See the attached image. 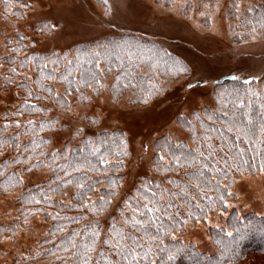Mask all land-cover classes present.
<instances>
[{
	"label": "trees",
	"instance_id": "16d2710c",
	"mask_svg": "<svg viewBox=\"0 0 264 264\" xmlns=\"http://www.w3.org/2000/svg\"><path fill=\"white\" fill-rule=\"evenodd\" d=\"M153 1L166 5L172 0ZM236 1L232 0L229 7L233 16ZM21 4L14 0H0L2 20L21 17ZM240 25L244 30L240 40L263 38V7L247 11L240 19ZM51 30V26L46 23L37 24L34 28L37 33H49ZM9 44L12 45V50L3 59L6 70L0 76V89L12 86L20 94L17 95L18 103L13 112L0 116V154L5 148H10L13 155L12 158L0 155V194L18 189L21 186V176L25 173L43 170L49 177L42 183L23 190L17 199L18 216L13 223L0 226V237L14 235L23 221L40 215L50 226L28 259H47L52 264H79L75 253L82 250L84 243H91V232L96 227L94 222L99 221L98 230L101 235L96 251L92 253V264H106L100 253H112L111 245L104 243V240L120 229L125 200L115 216L108 219L106 226L99 220L104 212L97 213L92 204L99 207L102 204L101 197L111 201L113 198L109 193L113 185L118 189L123 177V162L128 157L125 136L116 130L100 132L84 136L75 143L68 141L60 149H48L49 135L56 128V118L51 116V112H65L70 106L71 97V104H86L89 95H97L100 90L109 92L112 101H118L125 93H130V105L143 107L158 98L163 85L187 74V65L164 45L129 33L80 43L62 52L31 51V44L21 36ZM97 62L99 69L96 67ZM180 66L187 71H179ZM89 72L99 73L97 78L102 77V86L96 85L86 75ZM65 76L67 79H64ZM69 81L72 83L69 84ZM89 84L93 87H89ZM212 98V107H205L192 112L187 118L178 119V126L188 135L189 143L174 141L167 134L154 143L151 170L155 177L140 180L126 199L139 195L141 185L149 182L154 191L157 185L175 187L169 185L168 181L183 177V169L158 172L155 166L157 162H167L172 153L180 155L181 151H187V148L181 149L177 145L192 146V125H195L197 135L202 128H219L223 121V111H228L230 117L235 113L237 120L243 119L245 123L251 120L249 127L255 132V137L251 144L247 138L242 137L239 145L243 155L235 160L230 159L227 165H218L220 171L209 174L214 175L215 180L209 185L211 190H206L207 196H201L191 206L181 209V215L175 219V230L163 237V245L167 250L157 251L152 257L157 264H264V218L255 214L240 216L236 210H231L222 227L209 231L210 242L215 249L212 254L202 253L195 245L185 244L172 237L175 232L181 233L186 225L224 210L225 203L232 199L229 193L232 179L240 174H255L264 164V135L260 133V118L264 114V109L261 108L264 104V78L224 77L214 83ZM244 113L248 115L244 116ZM213 114L220 117L215 124L207 119ZM187 121H191V124ZM214 142L219 143L218 140ZM65 156L67 160L64 159ZM161 156L165 157L164 161H160ZM101 159L109 163L102 164ZM69 163L82 165V170L74 171L73 167L68 166ZM233 163L236 167H229ZM92 165L95 167H91ZM66 172L71 175H66ZM77 177L92 186L91 191L85 190L89 201L86 207L80 204L81 197L77 194L75 183ZM68 180L73 182L65 183ZM65 193L69 196L68 202L63 201ZM57 195L59 199L55 198ZM197 203L199 208L196 207ZM109 204L105 205L106 209ZM128 214L125 210V215ZM72 243L77 247L73 248ZM169 255L173 256L171 260L168 259Z\"/></svg>",
	"mask_w": 264,
	"mask_h": 264
},
{
	"label": "rangeland",
	"instance_id": "374dc122",
	"mask_svg": "<svg viewBox=\"0 0 264 264\" xmlns=\"http://www.w3.org/2000/svg\"><path fill=\"white\" fill-rule=\"evenodd\" d=\"M12 1V0H11ZM23 14L19 18L0 17V76L6 70L3 59L9 55L19 36L38 53L62 52L73 46L117 34H135L164 45L187 65L188 73L163 85L158 98L143 107L130 105V93L112 101L110 93L100 90L89 95L83 105L71 104L65 112H51L56 118L55 131L49 135L48 149H60L66 142L75 143L84 136L120 131L125 136L128 157L123 162V177L118 195L110 201L100 222L106 226L122 202L140 180L154 178L151 160L154 143L164 134L174 141H188L178 126V119L194 111L213 106L214 83L224 77L264 78V37L240 40L244 30L240 19L264 0H237L234 16L232 0H172L168 4L153 0H14ZM46 23L49 33L34 32L37 24ZM20 93L9 86L0 89V116L12 113ZM12 158L10 148L0 154ZM46 171L21 176V186L0 194V226L13 223L18 216L17 199L24 189L47 180ZM232 199L224 210L208 214L202 221L186 225L173 238L193 244L206 254L214 253L209 231L222 227L231 210L240 216L255 214L264 218V170L240 174L232 179ZM59 199L58 195L55 196ZM69 196L64 194L63 201ZM92 200V197H89ZM50 223L34 215L17 227L14 235L0 237V264H52L47 259L29 260Z\"/></svg>",
	"mask_w": 264,
	"mask_h": 264
},
{
	"label": "snow or ice",
	"instance_id": "6c2138e0",
	"mask_svg": "<svg viewBox=\"0 0 264 264\" xmlns=\"http://www.w3.org/2000/svg\"><path fill=\"white\" fill-rule=\"evenodd\" d=\"M96 67L99 69V62H97ZM178 70L187 71L183 66H180ZM86 75L96 85L102 86V77L97 78L99 73L89 72ZM49 78L52 79L53 77ZM64 79H67V77L65 76ZM71 83L72 81H69V84ZM89 87H93V85L89 84ZM76 90L79 91L78 88ZM49 91H52V89H49ZM66 91L69 90L66 89ZM29 96H31V92H29ZM66 103L67 101H65ZM261 108L264 109V104L261 105ZM247 115V113H244V116ZM214 116L215 114L207 117L208 120L213 121V124L220 119L219 116H215V118ZM222 116L221 127L202 128L199 135H197L195 125H192V146L177 145L181 149L187 148V151H181L180 155L172 153L165 163L157 162L155 169L158 172L183 169V177L168 181L169 185L175 186L174 188L157 185L154 191L149 182L141 185L139 195L125 199L123 202L124 210L121 211L120 229L114 231V235L109 234L104 240V243L111 245L112 253L111 255L104 252L100 253L106 260V264H157L152 257L155 256L157 251L164 252L167 250L163 245V237L175 230V219L181 215V209L191 206L201 196H207V191L211 190L209 185L215 180V176L209 174L220 171L218 165L221 163L227 165L230 159L235 160L243 155L239 145L242 137L247 138L250 144L253 143L255 132L249 127L252 124L251 120H248L247 123L243 119L237 120L235 113L230 117L228 111H223ZM260 119V133L264 135V114L261 115ZM187 123L191 124V121H187ZM213 133L216 135L213 136ZM226 133L234 135L229 136ZM216 140L219 143H215ZM64 159L67 160V157L65 156ZM164 160L165 157L161 156L160 161ZM100 163L108 164L109 161L101 159ZM244 163L248 162L244 161ZM68 166L73 167L76 172L82 170V165L79 164L72 165L69 163ZM91 167L94 168L95 166L92 165ZM229 167H236V165L233 163ZM261 169L264 170V164L261 165ZM66 175L70 176L71 174L66 172ZM72 182V180L65 181V183ZM75 183L78 189L77 194L81 197L80 204L82 207H86L89 201L85 190L91 191L92 186L79 177L75 178ZM109 195L112 198L117 197L118 190L115 185H113ZM100 200L102 204L99 207L94 203L92 204L93 210L97 213L105 212L107 210L105 205L110 203L109 200H105L103 197ZM70 204L71 202H69ZM196 207H200L199 203L196 204ZM125 210L129 213L128 215H125ZM65 218L72 219V217ZM94 223L96 227L91 232L93 237L91 243H84L82 250L75 253L79 264H92V253L96 251L97 241L101 235L98 230L99 221ZM184 223H187V219ZM228 235H231V233ZM71 246L73 248L77 247L75 243H72ZM172 258L173 256L169 255L168 259L171 260Z\"/></svg>",
	"mask_w": 264,
	"mask_h": 264
}]
</instances>
